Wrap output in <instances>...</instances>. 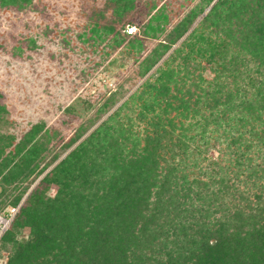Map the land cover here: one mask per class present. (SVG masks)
I'll list each match as a JSON object with an SVG mask.
<instances>
[{
  "label": "trees",
  "instance_id": "1",
  "mask_svg": "<svg viewBox=\"0 0 264 264\" xmlns=\"http://www.w3.org/2000/svg\"><path fill=\"white\" fill-rule=\"evenodd\" d=\"M102 1L112 14L102 28L130 50H143L145 38L165 31L169 23L162 8L150 15L151 10L137 6L138 0ZM212 1L199 0L165 38L136 58L137 76L155 65ZM30 2L0 0V6ZM127 23L139 33L127 34ZM200 27L226 39L208 59L216 63L208 81L198 80L205 67L188 62L187 56L177 69L164 66ZM178 45L151 79L45 173L42 180L56 183L57 190L47 196L35 189L20 207L11 228L27 224L30 236L13 240L6 264H264V164L236 156L232 165L230 160L226 166L214 162L217 169L212 166L207 180L188 179L183 163L162 156L186 148L193 126L200 125L204 134L212 123L226 131L233 121L253 120L260 131L252 124L250 130L257 144L264 143V0H215ZM116 94L106 99V107L115 104ZM128 104H137L139 118L147 121L149 130L142 137L132 124L115 120ZM39 128L33 125L25 139ZM2 141L0 136V209L14 207L58 156L45 162L32 146L14 161L19 146L6 154L10 144ZM246 141L240 135L232 141L243 147L241 156L254 146ZM243 166L248 172L241 189ZM225 197H230L228 204ZM11 231L0 234V244L10 240Z\"/></svg>",
  "mask_w": 264,
  "mask_h": 264
},
{
  "label": "rangeland",
  "instance_id": "2",
  "mask_svg": "<svg viewBox=\"0 0 264 264\" xmlns=\"http://www.w3.org/2000/svg\"><path fill=\"white\" fill-rule=\"evenodd\" d=\"M214 1L204 7L180 40L142 77L136 74L135 59L142 58L165 38L173 24L199 0H138L137 6L143 11L151 10V15L162 8L169 20L165 31L145 38L140 52L128 49L125 42L102 28L112 17L110 8L102 0H31L21 6H0V105L3 108L0 110V136L2 142L10 144L5 153H13L19 146V153L13 159L16 161L27 149L35 146L37 157L42 156L45 162L58 154L23 191L14 207L5 205L0 209V234L12 230L10 240L0 244V264H6L11 257L14 239L18 242L30 236V226L27 224L11 228L14 216L25 202L27 204L29 194L36 189L53 196L57 190L56 183L42 180L45 173L125 101L141 82L146 78L151 79L156 67L163 65L165 57L179 46V42L208 12ZM127 27L133 28L132 35L139 33L136 25L127 23L125 32ZM201 29L198 28L179 54L164 66L177 69L187 56L191 58L188 62L205 67L198 80L208 81L215 75L213 70L216 68V63H208V59L226 39L211 32L210 28ZM217 44L220 45L217 47ZM250 69H253L252 66ZM247 74H252V70ZM113 92L117 93L114 96L115 104L108 108L106 99ZM138 110L137 104H128L115 120L132 124L142 137L149 126L145 119L139 118ZM196 119L202 124L200 116ZM35 124L41 125V128L33 137L29 139L27 136L25 139L26 133ZM251 124L257 132L260 131L258 123L253 120L243 125L233 121L226 131L212 123L206 127L204 134L200 132V125L193 126L188 131L186 148L174 150L172 156L167 152L162 156L171 158L170 162L183 163L188 179L207 180L214 162L226 166L230 160L232 165L238 158L236 156L242 162L248 156L251 164H264V143L257 144V138L250 130ZM239 135L247 140L245 145H254L242 156L243 147L232 142ZM247 169L242 167L244 171L238 181L241 189L246 186L242 179L247 180L244 178ZM227 174L233 178V173L227 171ZM234 181L237 184V179ZM247 187H251V183L247 182ZM228 199L230 197L224 201L226 204L229 203ZM209 213L215 217L214 212Z\"/></svg>",
  "mask_w": 264,
  "mask_h": 264
},
{
  "label": "built area",
  "instance_id": "3",
  "mask_svg": "<svg viewBox=\"0 0 264 264\" xmlns=\"http://www.w3.org/2000/svg\"><path fill=\"white\" fill-rule=\"evenodd\" d=\"M132 29H133L132 27H127L126 28L127 33L131 34L132 33Z\"/></svg>",
  "mask_w": 264,
  "mask_h": 264
}]
</instances>
